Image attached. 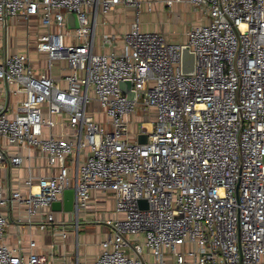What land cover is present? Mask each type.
Instances as JSON below:
<instances>
[{
  "label": "built area",
  "instance_id": "1",
  "mask_svg": "<svg viewBox=\"0 0 264 264\" xmlns=\"http://www.w3.org/2000/svg\"><path fill=\"white\" fill-rule=\"evenodd\" d=\"M189 2L209 21L192 25L184 42L135 21L120 51L97 52V13L119 3L139 11V1L0 0V25L37 15L45 28L34 46L45 55L43 72L28 51L0 48V82L23 96L0 102V169L21 168L24 151L37 149L55 170L28 173L25 191L0 177V264L44 263L23 254L20 238L4 242V208L24 206L31 222L69 187L76 218L91 191L115 197L120 216L106 220L93 264H151L144 247L152 264H264V0ZM68 12L77 28L67 27ZM115 40L103 36L100 45ZM182 45L194 53L190 74L181 71ZM57 65L67 70L63 87L51 73ZM121 80L131 81L134 99ZM138 111L147 119L132 132ZM60 116L66 135L58 132ZM140 133L145 143L137 142ZM53 220L45 212L38 228Z\"/></svg>",
  "mask_w": 264,
  "mask_h": 264
},
{
  "label": "crops",
  "instance_id": "2",
  "mask_svg": "<svg viewBox=\"0 0 264 264\" xmlns=\"http://www.w3.org/2000/svg\"><path fill=\"white\" fill-rule=\"evenodd\" d=\"M143 3L150 9H156L160 14L163 12V7L174 9L168 13L173 15V23L177 22L181 17V13L192 11V5L189 0L174 1L170 6L166 5L165 0H137ZM181 7L183 10H181ZM139 11L134 6L117 4L112 10L96 15V47L97 52L120 51L123 47L122 36L127 32L132 23L137 21L139 24ZM194 10V9H193ZM197 10V9H195ZM194 10V11H195ZM91 11V10H90ZM134 11V14L132 15ZM124 13V15L121 14ZM130 13L131 15H127ZM200 13V12H199ZM92 18V15H90ZM203 19V20H202ZM193 25H198L209 21L206 15L198 14L197 18L193 19ZM159 22H162L159 19ZM155 23V22H154ZM159 24V31L163 33L166 40L171 42L181 43L186 40L187 29L178 32L173 29H165L164 24ZM140 26V24H139ZM157 27V26H156ZM141 29V28H140ZM142 30V29H141ZM45 32V28L40 23V18L37 15L31 16L28 19L16 17L8 19L6 25H0V48L3 52L14 53L28 51L29 57L34 63L39 72L45 71V55L37 53L35 50V42L37 36ZM115 36V41L106 46H101L103 36ZM173 36V37H171ZM39 63V64H37ZM64 66H54L52 75L56 78L60 86H65L63 74L67 72ZM13 85H5L0 82V102H10L16 104L22 99V95L13 94ZM61 125L59 134H68L69 127L64 116L58 117ZM134 129L136 128L135 122ZM132 125V123H131ZM131 128V127H130ZM25 155H29V159L21 168H1L0 177L10 182L13 188L24 189V180L28 173L32 175H49L55 170L48 168L46 159L37 149H32L29 152L24 151ZM115 197L111 192L93 190L90 193V198L84 209H80L78 217L75 212H53L54 220L50 222L52 227L47 229H39L38 223L42 221L45 212H52L51 209H46L41 214H36L32 217V221H27L24 206L11 202L4 208V214L7 217L8 225L4 236V242L7 245L14 246L17 239L23 241V254L27 256L30 252L42 256L43 264H93L96 256L101 251L100 242L109 232V226L106 224L108 219H116L118 215L114 210ZM78 219V220H77ZM77 221V222H76ZM77 224V227H76ZM65 232V235L62 234ZM132 241L134 237H129ZM142 241L141 237H138ZM34 241V245L29 247V242ZM144 257L151 264L153 257L147 255L144 247ZM171 259L167 260V264H171Z\"/></svg>",
  "mask_w": 264,
  "mask_h": 264
},
{
  "label": "water",
  "instance_id": "3",
  "mask_svg": "<svg viewBox=\"0 0 264 264\" xmlns=\"http://www.w3.org/2000/svg\"><path fill=\"white\" fill-rule=\"evenodd\" d=\"M67 18V27L68 28H77L79 26L78 19L74 12H68L66 15ZM195 57L194 53L190 51L187 45H182L181 47V71L184 74H190L194 71ZM120 89L125 93V96L128 99H134L135 93L131 88L130 80H121L119 82ZM147 140L146 134H138L137 142L145 143ZM75 191L74 188H66L63 190L62 197L58 200H55L51 203L50 209L52 212H73L75 211ZM142 208L146 207L145 200L140 201Z\"/></svg>",
  "mask_w": 264,
  "mask_h": 264
},
{
  "label": "rangeland",
  "instance_id": "4",
  "mask_svg": "<svg viewBox=\"0 0 264 264\" xmlns=\"http://www.w3.org/2000/svg\"><path fill=\"white\" fill-rule=\"evenodd\" d=\"M193 9L190 12L186 11L185 13L184 12L181 13V17L178 19V21L173 23V19H171V18H173V15L170 14V16H169L168 13L174 11V9L172 10L168 7H163V12L160 14L158 11H156L155 7L152 10L147 9L146 4L143 3L142 8L140 9V12H139L140 28L144 31L158 30L160 28L158 23H162V24L165 23L164 24L165 29H173L174 28L178 32L185 31V29H187V27L189 29L194 24L193 22H195V21L193 19L197 18V15L200 14L199 10L194 9L195 10L194 11ZM181 10H183L182 7H181ZM121 14L124 15L123 12H121ZM133 14H134V11H133L132 15ZM127 15L129 16L131 14L127 13ZM159 19H161L162 22H159ZM171 37H173V36H171ZM145 119H147V116L145 114H143L140 111H138L136 113V115L133 117V122H135L136 130L138 129L139 123ZM133 122H132V125L130 126L132 132H133V128H134Z\"/></svg>",
  "mask_w": 264,
  "mask_h": 264
},
{
  "label": "bare ground",
  "instance_id": "5",
  "mask_svg": "<svg viewBox=\"0 0 264 264\" xmlns=\"http://www.w3.org/2000/svg\"><path fill=\"white\" fill-rule=\"evenodd\" d=\"M146 124V126L148 127V126H150V124L149 123H145Z\"/></svg>",
  "mask_w": 264,
  "mask_h": 264
}]
</instances>
